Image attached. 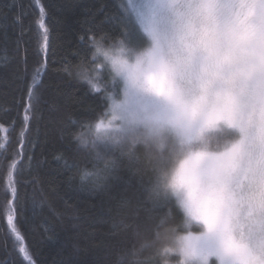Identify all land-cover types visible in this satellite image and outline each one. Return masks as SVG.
<instances>
[{
	"label": "trees",
	"instance_id": "1",
	"mask_svg": "<svg viewBox=\"0 0 264 264\" xmlns=\"http://www.w3.org/2000/svg\"><path fill=\"white\" fill-rule=\"evenodd\" d=\"M126 15L121 0H0V264H176L165 249L184 214L149 197L150 171L123 161L102 187L76 178L90 163L74 134L109 100L75 70L92 36L127 39Z\"/></svg>",
	"mask_w": 264,
	"mask_h": 264
},
{
	"label": "snow or ice",
	"instance_id": "2",
	"mask_svg": "<svg viewBox=\"0 0 264 264\" xmlns=\"http://www.w3.org/2000/svg\"><path fill=\"white\" fill-rule=\"evenodd\" d=\"M121 6L129 41L136 25L143 33L129 51L147 45L135 65L143 78L93 125L95 135L107 136L133 113L157 134L173 132L180 158L170 181L155 190L159 195L163 187L169 198L170 187L189 224L206 229L183 238L184 254L203 264L213 256L220 264H264V0H125ZM40 13L46 14L43 6ZM40 27L47 32L43 19ZM117 71L127 79L132 66L122 62ZM40 75L34 73L29 98ZM225 128L234 131L232 139L217 137ZM12 231L27 255L14 224Z\"/></svg>",
	"mask_w": 264,
	"mask_h": 264
},
{
	"label": "clouds",
	"instance_id": "3",
	"mask_svg": "<svg viewBox=\"0 0 264 264\" xmlns=\"http://www.w3.org/2000/svg\"><path fill=\"white\" fill-rule=\"evenodd\" d=\"M92 48L91 61L81 62L77 66L75 70L77 78L91 87L95 85L98 90L103 88L108 95L110 106L114 101L122 102L126 87H132L138 79L143 78L141 70L136 69L135 65L137 57L145 51L147 45L132 52L129 51L130 46L126 42H121V39L106 42L104 37H99L92 43ZM122 62L132 66L130 78L126 79L125 74L117 71ZM144 67L146 62L141 65V69ZM105 73L110 77L107 82L104 80ZM116 84L119 85L118 89L111 87ZM116 124L119 127L104 137L95 135L93 125L74 134L79 149L87 156L90 163V166L78 170L76 178L81 184L102 187L121 163L127 161L152 173L149 197H163L165 194L163 187L157 195L156 186L161 181L164 184L170 181L172 170L180 158L175 134L167 129L157 134L143 115L137 113L129 114L127 120L118 119ZM216 135L224 140L232 139L235 133L225 128ZM167 195L176 201L184 214L182 224L175 230L171 241L172 253L178 258L176 264H203L198 256L184 254L183 238L189 232L192 233L193 229L195 235L202 234L206 229L202 223L195 220L189 224V217L181 204V197L170 187L167 189ZM136 255V252L128 253V264H139ZM213 260L216 264H220L215 256L209 258L208 264H212Z\"/></svg>",
	"mask_w": 264,
	"mask_h": 264
},
{
	"label": "rangeland",
	"instance_id": "4",
	"mask_svg": "<svg viewBox=\"0 0 264 264\" xmlns=\"http://www.w3.org/2000/svg\"><path fill=\"white\" fill-rule=\"evenodd\" d=\"M124 2H125V0H121V5H122V3H124ZM128 35L131 36V42L129 41L128 37H127V39L125 40V42H126L127 44H129V46H136V44H137L139 38H140V37H143V33L140 31V29H139V25H136L135 28H133L132 31H131ZM144 39L146 40V37H144ZM145 45H146V44H143V43L140 44L141 47H144ZM109 79H110L109 75H108L107 73H105V74H104V80L107 82ZM111 87H113V88H117V89H118V88H119V85L116 84V85H112ZM102 89H103V88H102ZM105 92H106V91H105ZM106 95H107V93H106ZM107 96H108V95H107ZM108 100H109V99H108ZM109 109H110V102H109V106H108V108H107L105 114H104L101 118H99L98 120H100V119H102V118L106 120V119H107L106 113H108ZM98 120H97V121H98ZM97 121H95V122H94L93 124H91V125H94ZM210 150H215V146H212ZM192 234L195 235V229H193ZM166 248H167V249H171V246L168 245Z\"/></svg>",
	"mask_w": 264,
	"mask_h": 264
}]
</instances>
